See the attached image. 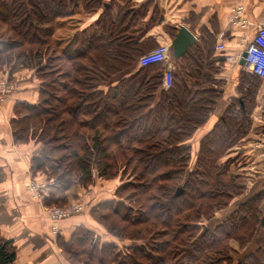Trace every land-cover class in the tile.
<instances>
[{
    "label": "trees",
    "instance_id": "obj_1",
    "mask_svg": "<svg viewBox=\"0 0 264 264\" xmlns=\"http://www.w3.org/2000/svg\"><path fill=\"white\" fill-rule=\"evenodd\" d=\"M117 1L0 3V27L8 29L0 33V79L33 69L38 80V100L16 104L11 128L15 143L39 148L32 173L52 189L45 203L65 207L67 198L55 200L53 189L86 190L95 172L97 180L118 182L111 200L80 213L105 236L86 226L68 238L60 233L62 252L71 264H264L256 242L264 191L243 200L240 172L262 80L241 73L238 97L196 152L191 141L223 96L225 53L213 49L211 35L180 58L171 48L166 88L165 64L143 61L160 48L148 34L162 21L159 10ZM83 13L90 24L57 35ZM16 261L14 242L0 236V264Z\"/></svg>",
    "mask_w": 264,
    "mask_h": 264
},
{
    "label": "crops",
    "instance_id": "obj_2",
    "mask_svg": "<svg viewBox=\"0 0 264 264\" xmlns=\"http://www.w3.org/2000/svg\"><path fill=\"white\" fill-rule=\"evenodd\" d=\"M3 1L6 0H0V3ZM135 1L138 4L136 7L150 2L159 10L162 21L150 29L148 34L156 39L161 48L172 45L173 38L170 32L179 29L180 26L189 29L197 37V41L205 35L213 36L215 38L213 49L215 48L217 54H220L217 46L221 44L225 46L226 62L220 74V78L225 81L223 96L208 122L191 141V145L197 152L200 138L214 128L233 98L238 97V81L244 71L234 60L240 54L243 55L251 45L256 28H264V0ZM118 4L126 6L125 0L123 3L118 0ZM236 7H243L246 12L250 22L246 28L232 23L231 11ZM74 19L84 22L81 27L83 28L90 24L92 18L88 15L84 16L83 13L76 15L72 20ZM79 29L67 21L64 27L58 30L57 35L70 37ZM7 30L4 26L0 27V33ZM149 57L143 61L146 62ZM165 67L167 70L173 68L171 52ZM34 83V80L29 81L22 91L12 95L6 103L0 105V236L7 241L14 242L17 252L16 264H71L59 246L58 237L51 234L47 213L50 207L45 203L43 194L47 195L52 189L48 186V189L42 190V199H36L35 194L28 190L33 182L39 185V181H42L46 185L42 176L35 177L32 173V159L38 153L39 148L35 145L15 143L11 128L16 104L24 101L34 102V89L27 90L30 86L34 87ZM259 102V107L253 116L254 129L242 146L247 163L240 172L243 173L248 188L245 196L242 197L243 200L251 198L259 191H264V163L258 159L259 154L264 151V101L261 103L262 100L259 99ZM255 116L257 120H254ZM99 182L101 181H94L93 185L86 190L77 187L67 193L53 189L55 200L66 197L65 205H70L75 204L71 203L73 200L81 199L78 203H84L86 208L97 192L95 186ZM114 190L111 191V195L103 196L102 201L111 200ZM233 208L232 204L230 209L219 214L217 220L224 218ZM262 213L264 217V206ZM79 226L89 227L105 236V231L90 219L88 212L74 215L63 221L61 235L68 238ZM256 242L261 246L264 245V229L258 234Z\"/></svg>",
    "mask_w": 264,
    "mask_h": 264
},
{
    "label": "built area",
    "instance_id": "obj_3",
    "mask_svg": "<svg viewBox=\"0 0 264 264\" xmlns=\"http://www.w3.org/2000/svg\"><path fill=\"white\" fill-rule=\"evenodd\" d=\"M231 20L234 25L242 28H246L250 22L247 19L246 12L243 7H236L231 11ZM217 51L225 52V46L223 44L217 46ZM171 46H164L153 51L145 63L159 61L164 64L170 59ZM246 58L243 65L240 64L242 54L237 56L234 60L242 70L250 75L258 77L260 80H264V28H256L255 37L251 45L246 49ZM147 56V57H148ZM172 70L168 69L165 74L164 85L166 88L171 86V74ZM19 81L8 82L7 80L0 79V105L6 103L12 95L17 92ZM257 120V117H254ZM258 159L264 163V151L259 154ZM28 190L33 192L36 199H42L43 185L31 183ZM85 208L84 203H77L64 208H49L48 219L50 222L51 234L54 237H58L61 233V224L63 221L70 219L74 215L80 214Z\"/></svg>",
    "mask_w": 264,
    "mask_h": 264
},
{
    "label": "rangeland",
    "instance_id": "obj_4",
    "mask_svg": "<svg viewBox=\"0 0 264 264\" xmlns=\"http://www.w3.org/2000/svg\"><path fill=\"white\" fill-rule=\"evenodd\" d=\"M120 2L123 3V0H120ZM125 2H126V5H129L131 7L137 8L136 7L137 3H136L135 0H125ZM117 5H119L118 1H117ZM116 9H117V12H118V8H116ZM84 16H85V14H84ZM69 23L72 26L76 27L77 29L81 28L84 25V22H79L77 19L71 20V21H69ZM63 37H65V36H63ZM17 75H18V77H16L14 80H12V81H19V86H18L17 92L15 94H18L20 91H22L25 88V85L29 81L34 80L35 81V83H34V87L35 88L30 86L29 88H27V90L29 91V90H33L34 89L35 94H34V98L33 99H34V102H36L38 100V80H37L35 71L33 69H26V70L22 71L21 73H19ZM261 84L262 85H261L260 92H258V95H257V98H256L257 107H259V103H260L259 99L262 100L261 103H263V101H264V80L262 81ZM237 96H238V94H237ZM93 180L94 181L97 180L96 172L93 174ZM39 182H40L39 185H43V190L48 189V187L42 181H39ZM117 185H118L117 181H111V182H109V181H101V182H99L95 186V190H97V192L93 196V198L91 200V203L101 202L103 200V196L111 195V191L114 190ZM95 190H93V191H95ZM95 199H96V201H95ZM79 200H81V199H75L71 203L77 204L79 202ZM70 205H73V204H70ZM66 206H69V205H66ZM55 208H64V206H62V207L61 206H57Z\"/></svg>",
    "mask_w": 264,
    "mask_h": 264
},
{
    "label": "water",
    "instance_id": "obj_5",
    "mask_svg": "<svg viewBox=\"0 0 264 264\" xmlns=\"http://www.w3.org/2000/svg\"><path fill=\"white\" fill-rule=\"evenodd\" d=\"M197 43V37L185 26H180L178 29V33L172 41V51L173 56L175 58H180L185 56L190 48H192ZM246 51L242 55L241 65L244 64L246 58ZM182 191L179 189L177 191V195L179 196ZM262 226L264 227V220L262 222Z\"/></svg>",
    "mask_w": 264,
    "mask_h": 264
}]
</instances>
